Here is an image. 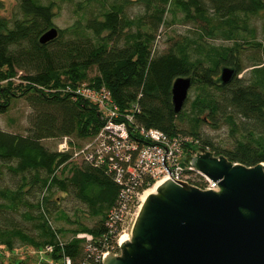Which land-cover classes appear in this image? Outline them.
Listing matches in <instances>:
<instances>
[{"label": "trees", "instance_id": "1", "mask_svg": "<svg viewBox=\"0 0 264 264\" xmlns=\"http://www.w3.org/2000/svg\"><path fill=\"white\" fill-rule=\"evenodd\" d=\"M58 2L19 0L16 18L0 20V113L19 99L31 107L26 133L0 129V247H52L56 262L100 264L98 255L116 242L107 222L121 185L105 168L74 159L104 121L96 105L74 99L67 87H106L124 113L139 106L138 125L199 139L202 148L247 167L264 164V42L257 39L264 33V0H79L76 21L43 45L41 36L56 27ZM136 4L145 12L133 17ZM170 11L192 23L197 37L173 39L157 52ZM206 37L232 45L208 46ZM223 66L237 72L224 86L218 83ZM181 76L193 77L197 94L178 114L172 89ZM204 124L228 126L232 147L204 137ZM65 137L71 149L61 152ZM68 197L76 203L75 219L61 205ZM82 217L95 222L89 227Z\"/></svg>", "mask_w": 264, "mask_h": 264}, {"label": "water", "instance_id": "2", "mask_svg": "<svg viewBox=\"0 0 264 264\" xmlns=\"http://www.w3.org/2000/svg\"><path fill=\"white\" fill-rule=\"evenodd\" d=\"M53 27L43 45L58 38ZM218 83L231 84L236 69L223 66ZM193 77L173 83L176 113H181ZM186 161L219 182L218 191L168 179L142 203L130 240L103 264H264V164L247 167L204 148Z\"/></svg>", "mask_w": 264, "mask_h": 264}, {"label": "built area", "instance_id": "3", "mask_svg": "<svg viewBox=\"0 0 264 264\" xmlns=\"http://www.w3.org/2000/svg\"><path fill=\"white\" fill-rule=\"evenodd\" d=\"M67 90L74 99L96 105L104 121L96 137L76 148L74 159L105 168L115 183L121 185L118 202L111 209L107 222L116 242L99 254L96 262L103 264L109 254L121 253L122 238L125 235L130 239L146 190L171 179L203 190L218 191L219 182L212 181L185 159L187 155L195 156L200 152L199 139L187 135L170 136L163 130L138 125L135 116L140 112L139 106L135 104L131 108L133 112L124 113L106 87L84 83L67 87ZM59 145L61 152L71 149L68 137ZM79 237H86L88 241L92 239L88 235L80 234ZM52 250L47 247L46 253ZM64 264H72L71 259L65 258Z\"/></svg>", "mask_w": 264, "mask_h": 264}, {"label": "rangeland", "instance_id": "4", "mask_svg": "<svg viewBox=\"0 0 264 264\" xmlns=\"http://www.w3.org/2000/svg\"><path fill=\"white\" fill-rule=\"evenodd\" d=\"M51 1V0H46ZM77 1L79 0H59L60 8L56 10V19L55 26L59 29H65L71 26L76 19L78 18L77 14L74 13L77 6ZM19 0H0V20L1 21H13L16 18V15L19 13ZM131 16L135 17L141 13H144V8L136 4L132 6L129 10ZM166 23L161 26L158 31L157 41L155 45V50L158 52H164L169 49V47L174 43L173 39L183 40L185 37L196 38L197 31L195 26L192 23L186 24L182 20V16L175 14L170 11L166 18ZM260 41L264 42V33H260L258 38ZM206 44L208 46H228L232 45L231 42L218 39V38H208L206 37ZM248 46V45H247ZM249 49V48H246ZM252 51L247 50L246 55H250ZM246 55L243 57V61L248 63ZM221 69V68H220ZM252 68H247L243 74L239 77H245L246 74ZM95 72L92 74L94 76ZM197 94V89L192 87L189 92V96L192 98ZM207 115V114H206ZM31 116V107L25 102L24 99H19L16 102L15 106L9 111V113L1 114L0 113V129L5 132H13V133H26L27 128L30 126L29 117ZM205 116V114H204ZM203 116V117H204ZM202 135L204 137L208 136L213 139L216 145L223 146L224 148H231L234 144L235 137L232 136L230 132V128L228 126L223 125L220 129H213L211 126L204 124L202 127ZM48 145L52 148H56L55 141H46ZM78 164L77 161L73 162L72 165ZM62 196L60 193L55 196L54 199L60 198ZM66 209H69V213L75 219V201L73 198H67L61 204ZM83 215V212L81 213ZM54 216V215H53ZM83 221V224L87 226H92L94 224V220L86 219L85 217L80 218ZM64 226V224H63ZM71 228H75L72 226ZM0 263L1 264H63L61 261L56 262L52 258L51 253H46L45 249H35L30 246H21L15 248L14 250L9 249L8 247H0Z\"/></svg>", "mask_w": 264, "mask_h": 264}, {"label": "bare ground", "instance_id": "5", "mask_svg": "<svg viewBox=\"0 0 264 264\" xmlns=\"http://www.w3.org/2000/svg\"><path fill=\"white\" fill-rule=\"evenodd\" d=\"M157 187H158V186L153 187L152 189H150V190H146V191L143 193L142 203L148 198V196H149L150 194H153V192H156ZM126 240H130V239H128L127 236L124 235L123 238H122V242H123V241H126Z\"/></svg>", "mask_w": 264, "mask_h": 264}]
</instances>
